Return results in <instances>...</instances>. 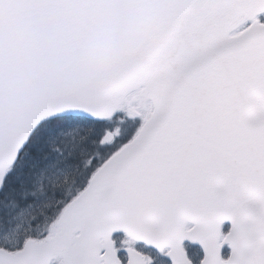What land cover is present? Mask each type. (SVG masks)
I'll use <instances>...</instances> for the list:
<instances>
[{
  "label": "snow or ice",
  "instance_id": "snow-or-ice-1",
  "mask_svg": "<svg viewBox=\"0 0 264 264\" xmlns=\"http://www.w3.org/2000/svg\"><path fill=\"white\" fill-rule=\"evenodd\" d=\"M166 8L132 58L24 122L0 33V264H264V0Z\"/></svg>",
  "mask_w": 264,
  "mask_h": 264
},
{
  "label": "water",
  "instance_id": "water-1",
  "mask_svg": "<svg viewBox=\"0 0 264 264\" xmlns=\"http://www.w3.org/2000/svg\"><path fill=\"white\" fill-rule=\"evenodd\" d=\"M57 0H0V33L11 44L12 90L7 103L17 122L132 58L166 19L170 0H72L94 6L50 12Z\"/></svg>",
  "mask_w": 264,
  "mask_h": 264
}]
</instances>
